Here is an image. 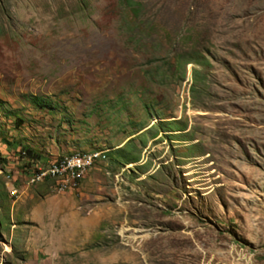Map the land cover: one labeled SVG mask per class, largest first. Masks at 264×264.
Returning <instances> with one entry per match:
<instances>
[{
    "label": "rangeland",
    "instance_id": "obj_1",
    "mask_svg": "<svg viewBox=\"0 0 264 264\" xmlns=\"http://www.w3.org/2000/svg\"><path fill=\"white\" fill-rule=\"evenodd\" d=\"M0 264H264V0H0Z\"/></svg>",
    "mask_w": 264,
    "mask_h": 264
},
{
    "label": "built area",
    "instance_id": "obj_2",
    "mask_svg": "<svg viewBox=\"0 0 264 264\" xmlns=\"http://www.w3.org/2000/svg\"><path fill=\"white\" fill-rule=\"evenodd\" d=\"M91 160H68L65 158L59 159L57 162L48 163L44 167L38 165L30 166L27 172L25 185H30L31 180L40 179L42 176H52L59 171H69V179L66 183L79 184V175L83 174L84 165ZM14 197L17 196L18 189L12 186Z\"/></svg>",
    "mask_w": 264,
    "mask_h": 264
},
{
    "label": "bare ground",
    "instance_id": "obj_3",
    "mask_svg": "<svg viewBox=\"0 0 264 264\" xmlns=\"http://www.w3.org/2000/svg\"><path fill=\"white\" fill-rule=\"evenodd\" d=\"M66 159L91 160L84 165L83 174L79 175V183H80V181L85 177L87 172L91 168H93L95 164H98L102 159H104V155L102 156L101 152L79 153L72 155L71 157ZM57 161H53V162H57ZM68 179H69V171H59L52 176H42L40 179L37 180H46V181L54 182L55 191H57L58 193H65L68 191L76 190L79 185V184L66 183Z\"/></svg>",
    "mask_w": 264,
    "mask_h": 264
},
{
    "label": "trees",
    "instance_id": "obj_4",
    "mask_svg": "<svg viewBox=\"0 0 264 264\" xmlns=\"http://www.w3.org/2000/svg\"><path fill=\"white\" fill-rule=\"evenodd\" d=\"M33 101H35L36 105H38L39 107H43L44 106V102L41 99L37 98V97L33 98Z\"/></svg>",
    "mask_w": 264,
    "mask_h": 264
}]
</instances>
